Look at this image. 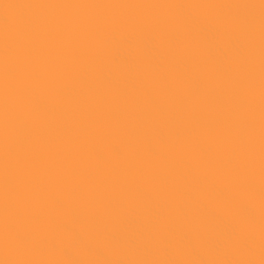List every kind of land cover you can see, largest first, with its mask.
Returning <instances> with one entry per match:
<instances>
[{
  "label": "snow or ice",
  "instance_id": "6c2138e0",
  "mask_svg": "<svg viewBox=\"0 0 264 264\" xmlns=\"http://www.w3.org/2000/svg\"><path fill=\"white\" fill-rule=\"evenodd\" d=\"M0 264H264V0H0Z\"/></svg>",
  "mask_w": 264,
  "mask_h": 264
}]
</instances>
